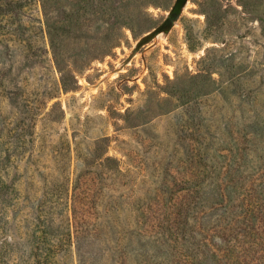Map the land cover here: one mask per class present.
Wrapping results in <instances>:
<instances>
[{
    "label": "rangeland",
    "instance_id": "374dc122",
    "mask_svg": "<svg viewBox=\"0 0 264 264\" xmlns=\"http://www.w3.org/2000/svg\"><path fill=\"white\" fill-rule=\"evenodd\" d=\"M174 2L0 0V264H264V0Z\"/></svg>",
    "mask_w": 264,
    "mask_h": 264
},
{
    "label": "water",
    "instance_id": "95a60500",
    "mask_svg": "<svg viewBox=\"0 0 264 264\" xmlns=\"http://www.w3.org/2000/svg\"><path fill=\"white\" fill-rule=\"evenodd\" d=\"M186 2L187 0H175L164 20L158 26H156L154 30H152L146 36L141 38V40H139L135 50L140 49L144 43L151 40L160 31L168 30L172 26L174 20L179 17L182 7L186 4Z\"/></svg>",
    "mask_w": 264,
    "mask_h": 264
},
{
    "label": "bare ground",
    "instance_id": "6f19581e",
    "mask_svg": "<svg viewBox=\"0 0 264 264\" xmlns=\"http://www.w3.org/2000/svg\"><path fill=\"white\" fill-rule=\"evenodd\" d=\"M185 5H186V4H185ZM185 5H184V6H185ZM184 6H183V7H184ZM163 31L166 32L167 30H162V31H160L159 33H157V34H156L157 37L162 36V35L164 34ZM156 35H155V36H156ZM155 36H154V37H155ZM154 37H153V38H154ZM153 38H152V39H153ZM165 38H166V37H165ZM130 58H131V56H129L128 58H126V62H128V61L130 60Z\"/></svg>",
    "mask_w": 264,
    "mask_h": 264
}]
</instances>
